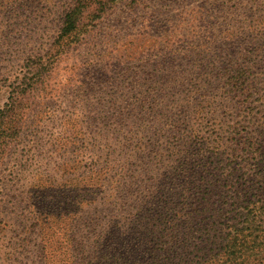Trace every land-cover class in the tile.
Instances as JSON below:
<instances>
[{
    "label": "rangeland",
    "instance_id": "obj_1",
    "mask_svg": "<svg viewBox=\"0 0 264 264\" xmlns=\"http://www.w3.org/2000/svg\"><path fill=\"white\" fill-rule=\"evenodd\" d=\"M75 1L0 0V264L197 262L209 220L174 228L191 179L259 164L251 145L264 166V0H89L65 34ZM208 43L230 49L213 70ZM232 61L252 79L238 97Z\"/></svg>",
    "mask_w": 264,
    "mask_h": 264
},
{
    "label": "trees",
    "instance_id": "obj_2",
    "mask_svg": "<svg viewBox=\"0 0 264 264\" xmlns=\"http://www.w3.org/2000/svg\"><path fill=\"white\" fill-rule=\"evenodd\" d=\"M89 3V0H76L71 5L65 15L63 33L69 34L78 27L83 15L92 8ZM251 30H253L251 35L258 33L255 31L256 29L254 30V27H250ZM225 42L226 40L220 42L221 47L225 45ZM216 47L214 44L208 43V45L204 46L205 51L202 52L206 55V59L215 60L212 70L219 66V62L221 63L220 55L230 51L229 48H225V51L221 49L222 53L220 54L219 51L215 52L218 50ZM240 57L245 59L244 54ZM239 62L235 63L232 61L231 69L224 70L221 75L223 80L225 78L224 85L228 88L224 89L225 93H229L230 90V94L234 95V97L240 96L241 92L245 94L247 90L252 88L250 70L242 68ZM16 104V101L13 102V105ZM11 110L12 108L5 111L0 110V114L8 113ZM19 116H21L20 119L14 121L10 128L12 132L18 130L23 121V114L21 113ZM3 123V121H0V133L3 135L0 137V160L7 154L12 145L10 134L8 135L7 132V135H4L3 133L7 131H3ZM254 147L252 145L248 147L247 152L258 153L257 162L259 164L256 162L254 164H246L241 166L239 170L234 169L233 172L231 171L229 173L230 176H220L219 179L214 181L208 180V175L204 172L206 168H202L201 171L197 172V177L191 179L189 183L190 189L186 192L191 193V197H195L193 198L195 203H186L187 211L178 218L174 228H185V231H188L191 229L190 225H194L196 221L201 223L209 220V225L206 228L210 230H206L204 233L214 234L212 243H208L206 248H200L196 251L201 257L197 261L198 263L193 261L192 264H257L256 261L260 254L258 247L264 243L260 240L259 235L264 227V166L262 165L260 147L255 149ZM245 166H248L246 171H244ZM240 171L245 176L240 175ZM232 176L237 180L242 177L247 181H238L236 184L233 182L234 178ZM248 176L251 177V180H248ZM230 183L231 185H229ZM232 190L233 195H235V198L233 197L235 201L232 205L234 213L231 217L229 215L225 216L226 214L224 215L220 211L221 202L217 198L223 192V194L228 196V199H232L229 197ZM182 194H184V191ZM180 196L185 198L181 193ZM191 197H186V201L192 199ZM224 198L225 196L223 195ZM208 213H213L215 216L207 217ZM219 217L226 222L223 224L219 223L220 220H217Z\"/></svg>",
    "mask_w": 264,
    "mask_h": 264
}]
</instances>
